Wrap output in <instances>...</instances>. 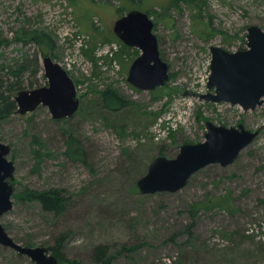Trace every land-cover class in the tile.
Returning a JSON list of instances; mask_svg holds the SVG:
<instances>
[{"label":"rangeland","instance_id":"obj_1","mask_svg":"<svg viewBox=\"0 0 264 264\" xmlns=\"http://www.w3.org/2000/svg\"><path fill=\"white\" fill-rule=\"evenodd\" d=\"M132 9L154 20L170 67V79L154 90L128 81L142 51L114 31ZM254 24L264 29V0H0V62L37 55L42 70L26 74L23 89L42 86L44 48L74 79L81 100L78 112L63 119L43 105L0 119V140L12 146L8 158L16 166L17 197L0 219L8 233L23 245L47 248L64 236L66 255L80 264H100L99 245L107 246L111 264H264V104L244 110L185 95L209 91L210 47L245 49ZM18 28L36 30L45 45H6ZM113 43L118 70L99 55ZM106 88L130 104L103 110L96 98ZM208 120L260 132L231 165H209L176 192L140 193L137 181L151 161L204 141ZM70 133L84 144L86 162L66 155ZM50 189L67 196L64 213L47 212L28 196ZM208 199L215 204L210 209L203 205ZM0 264L36 263L0 244Z\"/></svg>","mask_w":264,"mask_h":264},{"label":"water","instance_id":"obj_2","mask_svg":"<svg viewBox=\"0 0 264 264\" xmlns=\"http://www.w3.org/2000/svg\"><path fill=\"white\" fill-rule=\"evenodd\" d=\"M154 27L151 16L138 9L128 11L114 26L120 40L142 51L128 74V81L141 90H154L170 79V67L161 56ZM210 50L209 91L203 94L187 91L185 95L197 96L207 102L240 105L244 110H254L264 104V29L256 24L248 27L245 49L229 51L220 45H212ZM43 69L47 83L19 90L15 96L17 111L26 114L43 105L55 119L75 115L81 100L74 79L48 55L43 58ZM259 132L242 123L226 126L208 120L204 141L183 144L174 158L155 157L147 173L137 181V187L142 194L179 191L201 169L212 164L231 165ZM11 149L10 144L0 140V219L14 206L15 185L11 180L16 166L14 160L8 158ZM0 244L30 257L36 264H59L58 258L47 247L17 242L2 222Z\"/></svg>","mask_w":264,"mask_h":264},{"label":"trees","instance_id":"obj_3","mask_svg":"<svg viewBox=\"0 0 264 264\" xmlns=\"http://www.w3.org/2000/svg\"><path fill=\"white\" fill-rule=\"evenodd\" d=\"M124 14L125 13H122V16ZM194 19L197 20L196 17H194ZM206 25L208 26V24ZM200 33L203 34L202 32ZM45 40V36L39 34L36 30L18 28L13 31L12 38L4 39V43L10 45L12 43L28 44L35 42L40 45V47H43L46 42ZM41 49L46 56L47 53L44 48ZM29 57V55H24L20 60L0 62V119L7 117L17 110L14 92L24 88L26 74L29 73V75L36 76L37 73L42 70L38 56L36 55L33 58ZM29 86L31 88L35 87L33 82L30 83ZM39 86L41 85H37V87ZM96 99V104H98L103 110L110 112H117L130 104L129 100L112 88L102 90L99 97ZM65 142L67 145L65 153L71 160L86 162L87 152L84 148V144L76 134L70 133ZM164 148L165 146H161V153L167 151ZM14 195L17 197L16 194ZM28 196L33 200H38L45 211L53 212L55 214L64 213L69 205L67 196L63 191L57 189L28 192ZM203 205H205L206 209L215 206L214 202L209 199L203 203ZM64 238V236L57 237L55 244H50L48 250L58 258L59 264H80L79 260L71 259L66 255L64 251ZM26 243L33 244L31 242ZM95 252V259L98 263L111 264L112 258L108 255L106 245L97 246Z\"/></svg>","mask_w":264,"mask_h":264},{"label":"built area","instance_id":"obj_4","mask_svg":"<svg viewBox=\"0 0 264 264\" xmlns=\"http://www.w3.org/2000/svg\"><path fill=\"white\" fill-rule=\"evenodd\" d=\"M119 49V45L116 43L113 44H104L101 46L99 50V55L102 57H107L111 60L112 66L118 70L119 69V64L117 63V59H115V54Z\"/></svg>","mask_w":264,"mask_h":264}]
</instances>
